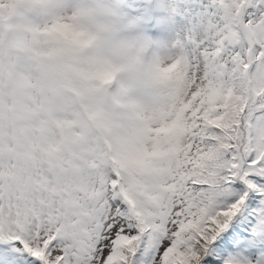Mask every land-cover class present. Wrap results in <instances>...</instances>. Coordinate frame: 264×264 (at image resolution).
<instances>
[{"label": "snow or ice", "instance_id": "snow-or-ice-1", "mask_svg": "<svg viewBox=\"0 0 264 264\" xmlns=\"http://www.w3.org/2000/svg\"><path fill=\"white\" fill-rule=\"evenodd\" d=\"M173 58L149 103L0 66V264H264V0Z\"/></svg>", "mask_w": 264, "mask_h": 264}, {"label": "clouds", "instance_id": "clouds-1", "mask_svg": "<svg viewBox=\"0 0 264 264\" xmlns=\"http://www.w3.org/2000/svg\"><path fill=\"white\" fill-rule=\"evenodd\" d=\"M178 41L161 49L132 33L110 0H0L5 69L23 62L52 79L122 86L129 95L131 73L152 87L157 75H171Z\"/></svg>", "mask_w": 264, "mask_h": 264}, {"label": "rangeland", "instance_id": "rangeland-1", "mask_svg": "<svg viewBox=\"0 0 264 264\" xmlns=\"http://www.w3.org/2000/svg\"><path fill=\"white\" fill-rule=\"evenodd\" d=\"M130 24V31L164 49L174 40H183L201 25L209 0H110ZM2 55V49H0ZM130 97L149 103L154 89L140 73L126 77Z\"/></svg>", "mask_w": 264, "mask_h": 264}]
</instances>
